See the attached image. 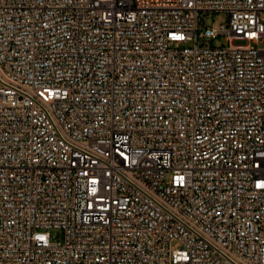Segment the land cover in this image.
<instances>
[{
	"label": "built area",
	"instance_id": "built-area-1",
	"mask_svg": "<svg viewBox=\"0 0 264 264\" xmlns=\"http://www.w3.org/2000/svg\"><path fill=\"white\" fill-rule=\"evenodd\" d=\"M263 40L264 0H0V264H264Z\"/></svg>",
	"mask_w": 264,
	"mask_h": 264
},
{
	"label": "rangeland",
	"instance_id": "rangeland-1",
	"mask_svg": "<svg viewBox=\"0 0 264 264\" xmlns=\"http://www.w3.org/2000/svg\"><path fill=\"white\" fill-rule=\"evenodd\" d=\"M228 24V15L226 13H202L200 15V30L204 31L206 28H212L219 30L223 25ZM236 44H242L241 42H236ZM214 47H221L227 45V42L224 38L216 39L212 42ZM264 48V40L260 45ZM54 238L62 237V232L53 231Z\"/></svg>",
	"mask_w": 264,
	"mask_h": 264
}]
</instances>
